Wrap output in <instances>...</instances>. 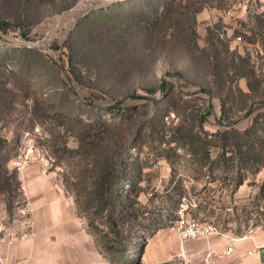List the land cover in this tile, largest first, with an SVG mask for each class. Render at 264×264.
I'll return each mask as SVG.
<instances>
[{"label":"rangeland","instance_id":"1","mask_svg":"<svg viewBox=\"0 0 264 264\" xmlns=\"http://www.w3.org/2000/svg\"><path fill=\"white\" fill-rule=\"evenodd\" d=\"M233 2L0 0L11 231L30 170L52 177L81 231L71 264H185L193 225L264 239V19L237 21ZM204 9L234 20L203 26ZM231 129L237 156L232 139L221 151Z\"/></svg>","mask_w":264,"mask_h":264},{"label":"crops","instance_id":"2","mask_svg":"<svg viewBox=\"0 0 264 264\" xmlns=\"http://www.w3.org/2000/svg\"><path fill=\"white\" fill-rule=\"evenodd\" d=\"M237 21L264 19V0H234ZM219 17L230 22L220 9H204L199 18L203 26L209 27ZM236 21V22H237ZM235 28V22H234ZM205 36V32L201 33ZM23 194L31 203L36 223L35 236L8 244L6 236H0V264H71L76 262L74 252L80 246L81 231L70 219L71 214L59 187L46 173L23 172ZM79 231V232H78ZM181 256L189 258L185 264H264V239L233 238L230 235H211L190 239ZM230 249L231 253L225 254ZM179 251V247L177 248Z\"/></svg>","mask_w":264,"mask_h":264},{"label":"built area","instance_id":"3","mask_svg":"<svg viewBox=\"0 0 264 264\" xmlns=\"http://www.w3.org/2000/svg\"><path fill=\"white\" fill-rule=\"evenodd\" d=\"M33 209L31 207L30 201H26L20 210L21 221V232L16 234L14 231H11V228L6 226L8 223V214L0 212V234L5 233L8 244H13L19 240H25L30 237H33L35 233V223L32 218ZM181 233V238H190L197 239L200 237H208L212 234L217 233L216 229L213 226L201 227L198 225H193L187 229H183ZM250 238L245 235L239 239ZM231 253V250L228 249L225 254Z\"/></svg>","mask_w":264,"mask_h":264},{"label":"trees","instance_id":"4","mask_svg":"<svg viewBox=\"0 0 264 264\" xmlns=\"http://www.w3.org/2000/svg\"><path fill=\"white\" fill-rule=\"evenodd\" d=\"M108 15H109V12H106V13L103 14V16H105V17L108 16ZM6 27H8V23L5 22V21L0 20V29H5ZM161 90H162V95L165 97L167 95V93H168L167 92V84L166 83L161 84ZM151 92L153 93L154 91L152 90ZM232 131H233V129H231V131L230 130H226V131L222 132L221 134H219L220 137H221V141H222L221 151L223 153H226L225 150L229 146L228 145V141H230L232 139V147H233V149H231V150H232V152H236V155H235V153L233 155L237 156V154L240 153V145H238L237 139H235V137L231 136ZM250 131H251V129H247L245 131V134L250 133ZM219 135H217V136H219ZM238 184L239 185L242 184V181H239ZM102 185L103 184L101 183V186ZM118 195H119V193H117L116 197H119Z\"/></svg>","mask_w":264,"mask_h":264}]
</instances>
